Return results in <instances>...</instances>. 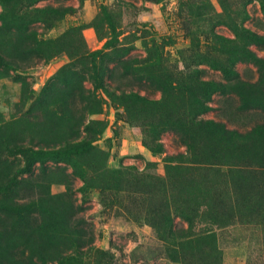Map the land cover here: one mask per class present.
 Masks as SVG:
<instances>
[{
  "label": "rangeland",
  "instance_id": "374dc122",
  "mask_svg": "<svg viewBox=\"0 0 264 264\" xmlns=\"http://www.w3.org/2000/svg\"><path fill=\"white\" fill-rule=\"evenodd\" d=\"M0 264H264V0H0Z\"/></svg>",
  "mask_w": 264,
  "mask_h": 264
},
{
  "label": "trees",
  "instance_id": "16d2710c",
  "mask_svg": "<svg viewBox=\"0 0 264 264\" xmlns=\"http://www.w3.org/2000/svg\"><path fill=\"white\" fill-rule=\"evenodd\" d=\"M102 50H103V49H98V50H96V51H94V52L96 53V52H99V51H102Z\"/></svg>",
  "mask_w": 264,
  "mask_h": 264
}]
</instances>
